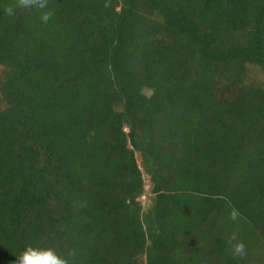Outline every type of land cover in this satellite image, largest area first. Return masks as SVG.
I'll return each instance as SVG.
<instances>
[{"label": "trees", "instance_id": "trees-1", "mask_svg": "<svg viewBox=\"0 0 264 264\" xmlns=\"http://www.w3.org/2000/svg\"><path fill=\"white\" fill-rule=\"evenodd\" d=\"M15 3L0 0V264L28 246L264 264V0H49L46 25Z\"/></svg>", "mask_w": 264, "mask_h": 264}, {"label": "clouds", "instance_id": "clouds-1", "mask_svg": "<svg viewBox=\"0 0 264 264\" xmlns=\"http://www.w3.org/2000/svg\"><path fill=\"white\" fill-rule=\"evenodd\" d=\"M17 9L35 10L39 14V22L48 24L53 20L54 10L49 8V0H16V3L5 9L7 15L13 16ZM238 210L233 209L230 218L235 221L239 217ZM243 251V244H238L235 248L236 253ZM15 264H70L69 260L58 254L52 247H33L28 246L18 256Z\"/></svg>", "mask_w": 264, "mask_h": 264}, {"label": "rangeland", "instance_id": "rangeland-1", "mask_svg": "<svg viewBox=\"0 0 264 264\" xmlns=\"http://www.w3.org/2000/svg\"><path fill=\"white\" fill-rule=\"evenodd\" d=\"M144 201V200H143ZM145 201H147V198H146V200Z\"/></svg>", "mask_w": 264, "mask_h": 264}]
</instances>
